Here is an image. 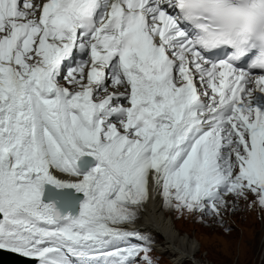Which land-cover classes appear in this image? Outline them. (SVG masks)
Wrapping results in <instances>:
<instances>
[{
  "label": "snow or ice",
  "instance_id": "snow-or-ice-1",
  "mask_svg": "<svg viewBox=\"0 0 264 264\" xmlns=\"http://www.w3.org/2000/svg\"><path fill=\"white\" fill-rule=\"evenodd\" d=\"M257 16L264 0H0V251L154 264L123 227L150 179L175 212L264 209V49L227 46Z\"/></svg>",
  "mask_w": 264,
  "mask_h": 264
},
{
  "label": "rangeland",
  "instance_id": "rangeland-1",
  "mask_svg": "<svg viewBox=\"0 0 264 264\" xmlns=\"http://www.w3.org/2000/svg\"><path fill=\"white\" fill-rule=\"evenodd\" d=\"M226 199L229 205L241 201L231 196ZM250 200L255 201L251 195L247 201ZM165 211L182 235L201 244L197 255L201 264H264V210L260 207L254 209L253 216L246 212L242 221L231 207L222 209L219 218L198 212ZM150 256L154 264H176L171 262L172 258L158 256L153 249Z\"/></svg>",
  "mask_w": 264,
  "mask_h": 264
},
{
  "label": "bare ground",
  "instance_id": "bare-ground-1",
  "mask_svg": "<svg viewBox=\"0 0 264 264\" xmlns=\"http://www.w3.org/2000/svg\"><path fill=\"white\" fill-rule=\"evenodd\" d=\"M235 204V215L241 217L246 212L247 216H253L254 209L259 208L254 200H241ZM242 219L243 217L239 220L242 221ZM123 227L139 231L150 237L151 242H153L151 243L152 249L158 256L172 258L171 262L176 264H201L200 261H197L201 244L195 243L192 239L190 240V236L187 238L182 235L170 222L164 208L163 197L151 179L149 180L148 200L139 209L137 219ZM0 259L9 260L11 257L0 254ZM193 259H196V261H193ZM18 261L29 264V261L23 259Z\"/></svg>",
  "mask_w": 264,
  "mask_h": 264
},
{
  "label": "clouds",
  "instance_id": "clouds-1",
  "mask_svg": "<svg viewBox=\"0 0 264 264\" xmlns=\"http://www.w3.org/2000/svg\"><path fill=\"white\" fill-rule=\"evenodd\" d=\"M193 31L196 29L193 28ZM231 40L232 43L227 46L232 48L229 55L233 62L238 63L244 56L253 53L258 55L264 49V16H257L247 30L233 29Z\"/></svg>",
  "mask_w": 264,
  "mask_h": 264
},
{
  "label": "water",
  "instance_id": "water-1",
  "mask_svg": "<svg viewBox=\"0 0 264 264\" xmlns=\"http://www.w3.org/2000/svg\"><path fill=\"white\" fill-rule=\"evenodd\" d=\"M0 254L1 255H5V256H10L11 257V255H9V254H6V253H3V252H0ZM21 262H17V261H15L14 259H12V257H11V259H7V260H1L0 259V264H20Z\"/></svg>",
  "mask_w": 264,
  "mask_h": 264
}]
</instances>
